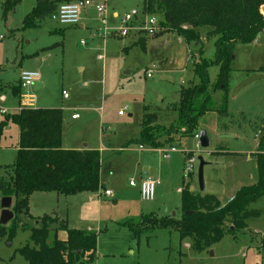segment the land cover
<instances>
[{"label":"rangeland","instance_id":"374dc122","mask_svg":"<svg viewBox=\"0 0 264 264\" xmlns=\"http://www.w3.org/2000/svg\"><path fill=\"white\" fill-rule=\"evenodd\" d=\"M4 1L0 0V37H3L0 64L8 70L9 85L3 93L8 99L4 107L10 114L18 103V95H13L10 88L20 86L19 73L28 71L40 73L43 85L40 90H31L36 97L34 108L63 110L62 144L67 147L87 143L99 147L104 143L106 147L111 144L114 151L123 148L127 137L139 135L145 106L153 108L162 125L175 120L176 113L169 108L179 101L181 89L195 80L190 53L197 55L200 46L188 45L182 37L164 30L157 37L143 36L146 38L144 47L136 44L140 37L137 32L126 37L105 34L119 28L126 13L141 11L143 0H92L93 5H106L105 23L91 6L84 10L77 26L63 27L47 18L39 27L30 29L23 28V20L34 9L36 0H22L6 20L2 9ZM114 12L118 18L113 17ZM133 28L137 29L138 25L134 23ZM200 32L204 57L214 59L216 37H205V29ZM234 52L231 91L236 83L264 68V30L252 44L237 45ZM150 70L152 74L148 78ZM210 73L214 80L218 69L212 68ZM63 91L69 95L68 99H64ZM230 93L228 116L211 112L199 122L198 133L205 130L208 135L207 149L198 148L195 137H183L165 147L177 149L166 160L161 158L158 149L140 151L136 144L128 145L127 151L118 155L103 152L100 177L103 189L95 196L88 194L92 201L84 200L87 195L81 194L69 199L72 203L57 204V196L47 195L37 200L32 213L43 216L59 209L58 216L64 221L67 219L69 228L98 232L94 261L85 264H264V253L255 241L259 238L253 240L248 231L238 233L236 238L226 235L211 249L195 252L190 241L181 240L174 231L149 228L136 237L125 225L127 222L137 224L142 215L150 213L179 219L183 192L187 189L193 188L202 196L215 195L225 204L241 187L258 182L255 155L264 120L255 116L264 117V81H256L234 98ZM74 108L80 115L77 121L71 118ZM10 127L5 139L9 147L16 144L18 133L17 126L10 124ZM221 135L231 138H220ZM189 153L196 162L194 172L185 176ZM142 155L149 157L152 168L157 170L153 177L159 184L152 202L142 201L138 189L129 185L131 178L139 183L143 165L137 159ZM12 156L0 151V164L13 163ZM199 157L207 163L204 192H200L198 184ZM9 177L7 169L0 171V179ZM105 190L112 191L111 198L103 195ZM249 209L264 211V197L250 204ZM258 220L250 219L248 223L251 227L257 222L264 224V215ZM26 223L40 227L36 220ZM24 225L16 228L12 238L5 236L0 240V264H28L17 253L18 247L34 245L30 233L22 228ZM50 227L56 231L51 233L49 244L53 243L54 234L65 239L66 233L58 229V224Z\"/></svg>","mask_w":264,"mask_h":264},{"label":"trees","instance_id":"16d2710c","mask_svg":"<svg viewBox=\"0 0 264 264\" xmlns=\"http://www.w3.org/2000/svg\"><path fill=\"white\" fill-rule=\"evenodd\" d=\"M21 1L6 0L2 4L5 20ZM74 1L79 0H36L34 9L23 20V28L39 27L61 4ZM263 8L264 0H143V15L158 17L164 31L182 37L188 45L200 47L197 55L190 53L195 80L181 89L179 101L169 108L176 113L175 120L162 125L156 113L145 108L139 137L132 140V144L162 149L183 137H195L199 122L206 114L229 115L234 50L237 45L252 44L264 30ZM203 29L206 30L205 37H216L214 59L204 57L200 32ZM144 39L140 37L138 42L142 47ZM212 68L218 69L214 80L210 73ZM258 72L264 73V68ZM13 93L21 96V86L14 87ZM10 124L19 129V149L14 164L7 168L9 179L0 180V196L15 200L14 218L9 226L0 225V240L5 236L12 238L22 219L30 217L32 194L54 192L68 197L96 194L103 187L100 180L102 157L98 150L62 148L61 109L23 108L18 113L5 114L0 122V144L4 130ZM259 134L255 155L256 184L241 187L225 204L215 195L202 196L187 189L183 192L179 219L150 213L142 215L137 224L127 222L125 225L136 237L149 228L174 231L181 240H189L195 252L211 249L226 235L236 238L238 233L247 229L248 220L261 215L259 210L249 209L250 204L264 197V127ZM186 212L194 213L186 215ZM38 220L40 227L30 229L34 245L17 250L28 264H85L94 261L98 232L69 228L55 214ZM54 224L66 233V239H59L54 234L53 243L49 244L51 233L56 231L50 227Z\"/></svg>","mask_w":264,"mask_h":264},{"label":"built area","instance_id":"2783aa9c","mask_svg":"<svg viewBox=\"0 0 264 264\" xmlns=\"http://www.w3.org/2000/svg\"><path fill=\"white\" fill-rule=\"evenodd\" d=\"M94 6L99 18H102L105 23V13L106 5L104 3H95L93 5L92 0H79L70 3L61 4L57 11L51 16V19L57 22L63 27L67 26H77L81 21V16L85 9ZM138 25L137 29L133 28V24ZM163 29L160 26V19L155 16L143 15L141 11L132 10L126 13L121 18L120 27L107 31L105 34H113L119 37H126L131 34L133 31L137 32L140 36L150 37L155 36ZM3 37H0V40ZM152 71L150 70L147 76L150 78ZM41 80V75L38 72H28L22 71L20 73V86L22 89V94L20 97L21 106L23 108H34L36 103V98L32 93V88ZM64 99H68L69 95L66 92H63ZM4 101V98L0 96V102ZM0 113L7 114V110L0 108ZM119 115H123V112L120 111ZM79 115L75 114L72 116L73 119H77ZM197 140V147L199 148V133L195 135ZM176 148L171 147L170 149H158V152L163 160L169 158L170 154L175 153ZM196 159L192 156H187V167L184 171L185 176H189L194 172V163ZM159 184V181L153 177V175L148 176L146 179L142 180L139 183H136L134 180L130 181V186L133 188H138L140 193V199L144 202H152L155 197L156 186ZM106 197H111L113 195L111 190H106L104 192ZM0 217H1V196H0Z\"/></svg>","mask_w":264,"mask_h":264},{"label":"crops","instance_id":"0c3cea01","mask_svg":"<svg viewBox=\"0 0 264 264\" xmlns=\"http://www.w3.org/2000/svg\"><path fill=\"white\" fill-rule=\"evenodd\" d=\"M5 2V1H4ZM3 2V3H4ZM2 3V4H3ZM264 9V8H263ZM264 14V13H263ZM113 17L114 18H118V14H117V12H114L113 13ZM161 34H163V32H161V33H159L158 35H156V36H154V37H157V36H159V35H161ZM173 34V33H172ZM140 37H143V36H140ZM140 37H139V39L137 40V42H136V44H138V42H139V40H140ZM146 39V38H145ZM145 39H144V46H145ZM2 40V39H1ZM140 45V44H139ZM102 57L101 56H99V59H101ZM21 63H20V65H19V68H21ZM0 67H2L3 69H1L0 70V96L1 97H3L4 98V101H1L0 102V108H4V109H6L7 110V114H10L9 113V109L8 108H6V107H4V104L8 101V99H7V97H6V95H5V93H3V91H5L6 92V89L8 88V85H9V79L6 77L7 76V74H8V70H6L5 69V65H2V64H0ZM21 73V72H20ZM20 73H19V75H20ZM148 74V73H147ZM254 75V74H264V73H261V72H258V71H256L255 73H251V75ZM148 77V76H147ZM149 78V77H148ZM18 80H19V76H18ZM264 81V80H263ZM38 84H40V86H39V88L37 89V90H40L41 88H42V84L40 83V81L38 82V83H36L35 84V86L32 88L33 90H36L35 89V87L38 85ZM236 85H238V83H236ZM235 85V86H236ZM17 86H18V84H17ZM17 86H14V87H17ZM13 86L10 88L11 89V91H12V94L13 95H15L14 93H13V88H14ZM234 88V87H233ZM63 92H65V91H63ZM63 92H62V94H63ZM20 97L21 96H19L18 95V103H17V108H15V109H13L12 110V112H14L13 114H15V113H18L21 109H20V104H21V102H20ZM36 98V97H35ZM174 104V103H173ZM145 108H149L150 110H153V108L152 107H150V106H145ZM144 111H145V109H144ZM62 112H63V110H62ZM72 112H73V114L71 115V118H72V116L73 115H75V114H77V115H79L78 113H77V111H76V109L74 108V109H72ZM240 113H242V115H244V113L243 112H240ZM0 115H1V119H0V122L4 119V115L5 114H2V113H0ZM3 115V116H2ZM144 115V114H143ZM129 116H132V114H129ZM255 118H259V119H261V120H264V117L263 116H255ZM80 119V115H79V117L77 118V119H73L72 118V120H74V121H77V120H79ZM142 120H143V117L141 118V123H142ZM141 130V129H140ZM11 131V127H10V125L9 126H7L6 127V129L4 130V134H3V136H2V139H1V144H0V151H4V153H11V154H13V163H10L8 166L6 165V164H0V171L1 170H3V169H7L8 167H10V166H12L13 164H14V162H15V160H16V156H17V152H18V149H19V129H18V133H17V142H16V144L14 145V146H11V147H9L8 145H6L5 144V139H6V137H7V135H9V132ZM140 133V132H139ZM139 137V135L137 136V137H133V138H128L127 137V139L125 140V145L123 146V148H119V149H116L115 151L114 150H111V144H107V147H106V145L104 144V143H102L99 147H95V146H90L89 145V143H87V144H84V145H82V144H79V145H75V146H72V147H70V146H65L64 145V143L62 144V148L64 149V150H98L99 152H100V154H101V157H102V153L103 152H109V151H111L112 152V154H120L121 152H124V151H127L126 149H128V145H130V144H132L131 143V141L132 140H135V139H137ZM8 143V142H7ZM135 145V144H134ZM137 145V144H136ZM257 145H258V143H257ZM138 146V148H139V150L140 151H142V148H146V147H142V146H140V145H137ZM257 147V146H256ZM186 157H187V155H186ZM137 160H140L141 161V165H143V168H142V172L139 174V182H141L142 180H144V179H146L148 176H150V175H155L156 174V172H157V170L156 169H154V168H152V163L149 161V157H147V156H145V155H142V157L141 156H138V159ZM185 160H186V158H185ZM140 164H138V165H140ZM151 171V173H149ZM1 179H3V178H1ZM0 179V180H1ZM4 180H8V179H4ZM131 180H134L133 178H131L130 179V181ZM129 185H130V182H129ZM103 186V185H102ZM133 188V187H132ZM205 188H206V186H205ZM101 189H103V187L101 188ZM138 189V188H137ZM101 191V190H100ZM99 191V192H100ZM106 191V190H105ZM104 191V192H105ZM104 192H103V195H104ZM53 194H51V193H34V194H32L31 195V197H30V199H29V210H30V217H28V218H23V221L19 224V226L17 227V228H19L21 225H23V224H25L22 228H25V230H27L29 233H30V237H31V231H30V229L31 228H37V227H32L31 225H28L27 223H26V221H31V220H36V225H40V222H39V220L38 219H40V218H42L43 216H45V215H48V214H44L43 216H35L32 212H33V208H34V206H36L37 205V200H43V199H45L46 197H48L47 195H55V196H57V204H61V202H63V201H65V203H69L70 201H71V203H72V201L73 200H69V199H76V197H78L79 195H81V194H78V195H75V196H68V197H65V196H62V195H58V194H56V193H54V192H52ZM83 194H86L87 196V198L86 197H84V200H86V199H88V201H92L93 200V198H92V196H89L88 194L89 193H83ZM97 194V193H96ZM138 194H139V197H140V193H139V189H138ZM94 196H95V194H93ZM105 196V195H104ZM62 197H65V199L64 200H61V198ZM80 197V196H79ZM106 197V196H105ZM112 197V196H111ZM111 197H107V198H111ZM12 211H13V207H14V204H15V200L12 198ZM68 207H69V205H68ZM46 208H49V207H46ZM50 210V209H49ZM256 210V209H255ZM260 211V210H259ZM261 212V215H260V217L259 218H257V219H259L258 221H260L261 220V218H262V216L264 215V211H260ZM56 215L58 218H59V221H61V220H63L64 221V219H63V217H61V216H58L59 215V209H53V211L49 214V215ZM152 214H155V213H152ZM156 215V214H155ZM24 219H25V221H24ZM66 223H67V219H66V221H65ZM23 223V224H22ZM10 224V223H9ZM247 224H248V227H247V229L245 230V231H248L250 234H252V239L253 240H255V239H258L259 238V240L257 241V240H255L256 241V244L258 245V249L259 248H261V250H262V252L264 253V224H262L261 222H257L256 224H254V226L253 227H251L250 225H249V223L247 222ZM67 225H68V223H67ZM72 229H76V228H72ZM94 232V231H93ZM65 239H66V237H65ZM65 239H62V240H65ZM23 247V246H22ZM19 248H21V247H18L17 248V250L19 249ZM260 250V249H259ZM263 263H264V256H263Z\"/></svg>","mask_w":264,"mask_h":264},{"label":"water","instance_id":"95a60500","mask_svg":"<svg viewBox=\"0 0 264 264\" xmlns=\"http://www.w3.org/2000/svg\"><path fill=\"white\" fill-rule=\"evenodd\" d=\"M264 80V74H254L247 79L240 82L230 93V97L234 98L241 90L248 87L249 85L255 83L256 81ZM40 84H38L35 89L39 88ZM220 138H231L228 135H221ZM210 145L208 135L205 130L199 132V146L202 149H207ZM199 167H198V184L200 192L205 191V182H204V167L206 166V162L202 157L198 158ZM151 173V171L149 172ZM194 189L191 188V191ZM12 198L11 197H2L1 198V217H0V225L6 226L11 220L14 218V213L12 211ZM194 212H186V215H191ZM175 216V215H174ZM233 229V227H231Z\"/></svg>","mask_w":264,"mask_h":264}]
</instances>
